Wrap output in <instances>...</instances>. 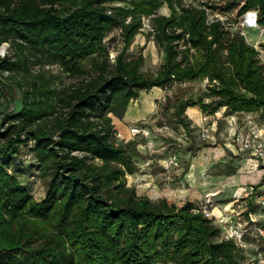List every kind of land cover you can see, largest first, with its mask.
I'll return each instance as SVG.
<instances>
[{"label":"trees","instance_id":"1","mask_svg":"<svg viewBox=\"0 0 264 264\" xmlns=\"http://www.w3.org/2000/svg\"><path fill=\"white\" fill-rule=\"evenodd\" d=\"M165 3L170 14H157ZM250 10L264 25V0H243L237 15ZM144 18L165 53L157 74L141 71L143 55L126 57ZM117 26L125 48L112 62L105 38ZM6 41L14 55L0 56V71L16 74L23 105L2 111L0 87V264H242L236 243L192 201L157 202L128 185L135 154L117 143L111 114L124 117L142 91L208 79L210 102H176L186 130L189 106L264 117V62L244 34L184 0H0V45ZM48 62L81 80L61 88L33 73ZM31 140L47 180L41 201L6 162Z\"/></svg>","mask_w":264,"mask_h":264},{"label":"rangeland","instance_id":"2","mask_svg":"<svg viewBox=\"0 0 264 264\" xmlns=\"http://www.w3.org/2000/svg\"><path fill=\"white\" fill-rule=\"evenodd\" d=\"M233 1L236 0H184L188 5L207 8L210 21L221 20L225 29L231 33L244 34L246 41L259 49L264 62V48L261 47L264 42V25L257 24L256 10L238 16L243 0H237V7L229 9ZM126 4L121 1L108 5ZM157 14H170L167 3ZM105 43L110 60L116 59L117 54L125 48L122 29L114 27L106 36ZM2 47L5 49L1 52ZM6 55H14L9 41L0 45V56ZM139 55L144 56L142 72L157 74L162 68L165 53L155 40L150 18H144V26L126 49V57L129 59ZM90 62L88 60L86 65L92 73L94 71ZM33 73L52 76L61 88L81 80L66 76L57 62L35 64ZM15 75L9 71H0V87L4 93L1 109L4 112H17L23 105L22 90L17 86ZM209 85V81L204 79L152 88L142 91L137 99L130 102L124 117L111 114L117 129V143L127 145L129 151L135 154L133 158L137 171L127 174V183L134 186L139 195H146L153 201L158 202L163 197L172 198L176 202L190 200L197 210L204 207L205 196L209 192L215 193L217 206L239 197L250 209L260 214L262 205H258V200L264 195V173L249 171L248 154L239 149L234 133L247 135L259 131L264 135V117L258 112L230 114L226 107L212 114L195 105L186 110L185 115L190 123V130H186L174 113L179 97L185 95L194 100L210 102L211 98L206 96ZM213 120L218 121L217 128L210 131L209 138H204L203 129L211 126ZM134 126L143 128L146 133L131 136L130 129ZM4 145L5 138L0 136V146ZM6 162L36 200L41 201L46 196L47 180L42 175L32 140L24 143L20 153L6 159ZM192 171L193 177L189 176ZM216 210L218 212L219 208ZM212 221L220 228L221 237H224L225 228L217 219ZM257 241L256 237L248 239L242 264H247L255 255ZM40 242L37 240L31 244L37 246ZM261 250L264 251V248Z\"/></svg>","mask_w":264,"mask_h":264},{"label":"built area","instance_id":"3","mask_svg":"<svg viewBox=\"0 0 264 264\" xmlns=\"http://www.w3.org/2000/svg\"><path fill=\"white\" fill-rule=\"evenodd\" d=\"M217 122L213 120L211 126L204 127L202 134L204 138L210 137V131L217 128ZM130 133L131 136H136L146 132L143 128L134 126L131 127ZM234 135L237 136L235 140L239 149L248 154L249 171L264 173V135L259 131H252L247 135L235 132ZM214 196V192L207 193L204 207L198 211L203 212L211 220L217 219L225 228L223 238L233 240L242 252L248 248V239L256 237L258 241L255 255L247 264H264V251L261 250L264 248V195L258 200V205H262L260 214L250 209L239 197H235L225 205L217 206ZM217 208H219L218 212Z\"/></svg>","mask_w":264,"mask_h":264},{"label":"bare ground","instance_id":"4","mask_svg":"<svg viewBox=\"0 0 264 264\" xmlns=\"http://www.w3.org/2000/svg\"><path fill=\"white\" fill-rule=\"evenodd\" d=\"M260 38H261V36H260L259 38H257L258 40L256 39V40H257V42H259V41H260ZM4 49H5V47H2V48H1V52H2ZM154 88L156 89V88H159V87H154ZM189 176L193 177V176H194V171H192V172L190 173V175H189Z\"/></svg>","mask_w":264,"mask_h":264},{"label":"crops","instance_id":"5","mask_svg":"<svg viewBox=\"0 0 264 264\" xmlns=\"http://www.w3.org/2000/svg\"><path fill=\"white\" fill-rule=\"evenodd\" d=\"M171 193H173L172 191H170Z\"/></svg>","mask_w":264,"mask_h":264}]
</instances>
